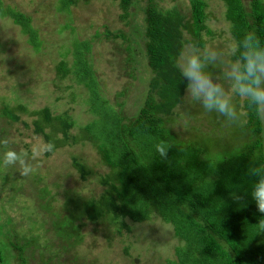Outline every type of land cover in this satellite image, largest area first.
Here are the masks:
<instances>
[{
    "label": "rangeland",
    "instance_id": "rangeland-1",
    "mask_svg": "<svg viewBox=\"0 0 264 264\" xmlns=\"http://www.w3.org/2000/svg\"><path fill=\"white\" fill-rule=\"evenodd\" d=\"M3 2L32 17L39 39L38 47H34L12 18L0 16V244L10 247L5 249L9 264L21 263L10 241L25 244V264H167L170 259L177 260V247L184 246L185 241L175 235L172 224L157 215L137 222L126 218L127 229L108 215L90 220L79 213L72 224L79 226L80 233L68 238L59 235L65 231L64 216L74 207L66 203L69 198L98 197L110 187L102 182L110 172L108 165L93 141L83 137V132L101 131L105 121L91 110L88 88L69 72L77 43L88 45H83L85 54L92 62L106 104L128 118L135 116L154 76L144 48L145 0H134L125 18L116 0H76L67 9H61L60 0ZM206 2L210 32L203 31V44L221 45L228 34L226 29H230L225 2ZM243 2L248 6L250 0ZM160 4L164 8L176 5L184 11L190 8L189 0H161ZM185 37L191 34L186 31ZM61 60L68 69L65 76L57 71ZM6 105L18 119L7 116ZM44 107L50 108L52 116L66 113L74 122L70 133L77 136L71 144L55 146L50 155H45L48 143L34 131L33 120L38 115L33 111ZM190 109L179 103L176 107L173 130L182 138L199 132L196 136L201 141L230 150L243 142V127L227 124L230 134L226 135L200 132L209 124L206 119L214 124L216 115L204 114L196 106ZM98 121L99 125L82 129ZM52 122L56 129L50 124L45 129L63 138L59 120ZM261 135L264 146V131ZM9 156L14 157L13 162L5 163ZM73 158L86 164V179L80 176ZM43 202L50 203L52 213L40 206Z\"/></svg>",
    "mask_w": 264,
    "mask_h": 264
},
{
    "label": "trees",
    "instance_id": "trees-1",
    "mask_svg": "<svg viewBox=\"0 0 264 264\" xmlns=\"http://www.w3.org/2000/svg\"><path fill=\"white\" fill-rule=\"evenodd\" d=\"M116 1L123 10L121 16L127 17L134 0ZM160 1L145 0L143 8L144 48L154 76L150 79L144 104L135 116L128 118L121 110L106 104L92 62L85 54L88 45L77 43L69 72L88 88L91 110L105 121L101 123V131L98 128L96 132H83V137L93 141L108 165L110 172L102 177V182L110 187L98 197L83 199L74 195L69 198L66 203L74 207L64 216L62 228L65 231L59 235L68 238L80 233L79 226L72 224L79 213L86 214L90 220L108 215L127 229L130 226L126 218L137 222L157 215L172 224L175 235L185 241L184 246L177 247V260L170 259L167 264H264V231L257 233L264 228V218L259 220L261 213L246 191L249 181L245 176L252 157L264 160L261 135L264 125L249 119L240 135L243 142L233 150L201 141L196 136L201 134L199 132H190L187 139L174 132L176 107L184 84L178 79L173 60L185 43L202 45V33L210 29L206 22V0H189L188 11L176 5L164 8ZM60 2L61 9H67L76 0ZM224 2L225 17L232 33L254 30L264 44V0H250L248 6L243 0ZM0 16L12 18L28 35V41L38 47V32L30 15L0 0ZM186 31L191 37H185ZM57 71L65 76L68 71L65 60L57 64ZM33 113L38 115L33 120L34 131L48 143L45 155H50L55 146L77 140V136L70 133L74 122L66 113L52 116L49 107ZM6 114L18 119L7 105ZM55 119L59 120L63 138L45 129L49 124L56 129L52 125ZM206 120L209 124L200 132L230 134L222 118L216 116L214 124ZM99 123L92 122L82 129ZM161 143L171 145L165 160H160L155 151L156 145ZM73 164L86 179L89 173L86 164L77 158H73ZM233 193L239 199H234ZM40 206L52 213L49 202L40 203ZM10 244L18 250L20 264H25L27 261L22 255L25 244L14 241ZM9 248L0 244V264L10 263L6 252Z\"/></svg>",
    "mask_w": 264,
    "mask_h": 264
},
{
    "label": "clouds",
    "instance_id": "clouds-1",
    "mask_svg": "<svg viewBox=\"0 0 264 264\" xmlns=\"http://www.w3.org/2000/svg\"><path fill=\"white\" fill-rule=\"evenodd\" d=\"M221 45L187 44L173 60V67L184 84L179 105L196 106L204 114H215L226 124L243 127L249 119L264 123V44L254 30L233 34ZM171 145L157 144L155 151L165 160ZM9 156L5 163H12ZM245 176L246 191L264 218V160L252 157ZM234 199L239 197L233 193ZM264 228L258 229V232Z\"/></svg>",
    "mask_w": 264,
    "mask_h": 264
}]
</instances>
